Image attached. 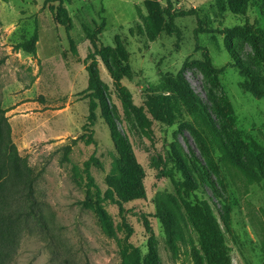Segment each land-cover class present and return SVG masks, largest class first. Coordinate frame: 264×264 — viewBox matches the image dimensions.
<instances>
[{"label": "rangeland", "instance_id": "obj_1", "mask_svg": "<svg viewBox=\"0 0 264 264\" xmlns=\"http://www.w3.org/2000/svg\"><path fill=\"white\" fill-rule=\"evenodd\" d=\"M172 2L199 14L171 21L167 0L0 2L3 107L39 176L49 224L48 233L24 237L14 264H122L124 232L107 235L86 205L84 164L93 155L103 164L91 168L103 192L119 159L142 183L144 197L125 208L130 241L147 264H264V98L243 88L253 82L264 91V13L253 0ZM199 19L210 33L196 34ZM36 30V55L14 49ZM204 49L223 73L207 66ZM103 50L117 77L96 58L107 87L96 144L80 141L66 159L89 115L85 59ZM168 80H176L175 94L163 90ZM150 97L173 98V123L162 110L156 116ZM105 208L121 225L119 207ZM162 209L181 227L177 254L167 246Z\"/></svg>", "mask_w": 264, "mask_h": 264}, {"label": "trees", "instance_id": "obj_2", "mask_svg": "<svg viewBox=\"0 0 264 264\" xmlns=\"http://www.w3.org/2000/svg\"><path fill=\"white\" fill-rule=\"evenodd\" d=\"M253 1L264 13V0ZM0 2H7V0H0ZM167 2L169 8H167L165 14L171 21L177 18L198 16L199 14L196 9H173L172 0H167ZM203 24L204 22L199 19V27L196 30V34L211 32V29L208 26L203 27ZM38 42L39 33L36 30L31 38L18 43L14 49L36 55ZM97 57H102L110 74L113 77H117L116 70L108 56L105 55L104 50L99 53H90L86 57V70L89 75L87 91L90 93L89 115L87 117V123L83 126L84 133L72 140L71 145L65 147L66 159H68L73 147L78 142L82 141L86 145L96 144L93 128L97 119L96 112L99 108L98 100L103 98L107 88L101 80L100 71L96 63ZM204 58L207 66L216 74H221L225 71V68L216 69L212 66L211 57L207 49H204ZM5 61V58H0V69L5 64ZM260 65H263V62H260ZM241 75L250 77V74L245 68H242ZM179 79L181 80V78ZM162 88L166 92L175 94L178 89V84H176V80H168L162 84ZM243 88L258 99L264 98V91L257 88L253 82L250 84L244 83ZM172 102L173 98L168 97L162 100L150 97L148 100V104L156 108V116L160 118L161 112L157 111L162 110L170 119L171 123H173L175 118ZM8 112L9 110L3 107L2 94L0 92V264H14L24 237L44 235L49 230L45 211L46 204L36 195V185L39 176L29 164L28 159L21 155L13 139V129L10 118L7 116ZM133 163L136 169L143 174L141 166L136 163L134 157ZM93 166L103 169V164L95 155L84 164L83 173L86 178V205L93 209L102 230L107 235H115L116 230L124 232L125 238L120 245L122 264H147L141 250L130 241L135 230L127 220V211L125 208L127 203L144 197L142 183L137 185L136 182L132 181L127 170L126 162L123 159H119L115 163V173H111L107 177L108 188L103 192L91 173ZM153 166L157 170H160V163L157 159L153 160ZM159 175H161L160 177H167L169 173L161 170ZM107 202L118 206L120 209L122 223L118 227H115L112 216L105 208ZM158 217L165 228L168 248L174 254H177L179 251L178 243L182 239V230L179 223L173 218L168 209L160 210ZM222 264L229 263L224 262Z\"/></svg>", "mask_w": 264, "mask_h": 264}]
</instances>
